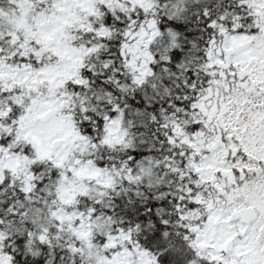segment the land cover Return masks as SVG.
Wrapping results in <instances>:
<instances>
[{"label": "snow or ice", "instance_id": "snow-or-ice-1", "mask_svg": "<svg viewBox=\"0 0 264 264\" xmlns=\"http://www.w3.org/2000/svg\"><path fill=\"white\" fill-rule=\"evenodd\" d=\"M0 264H264V0H0Z\"/></svg>", "mask_w": 264, "mask_h": 264}]
</instances>
